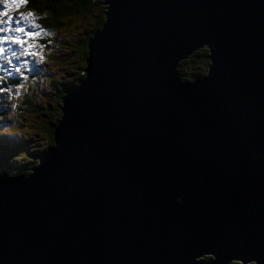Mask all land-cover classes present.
Returning <instances> with one entry per match:
<instances>
[{"label":"water","instance_id":"95a60500","mask_svg":"<svg viewBox=\"0 0 264 264\" xmlns=\"http://www.w3.org/2000/svg\"><path fill=\"white\" fill-rule=\"evenodd\" d=\"M101 1L51 143L0 173V264H264V0Z\"/></svg>","mask_w":264,"mask_h":264},{"label":"trees","instance_id":"16d2710c","mask_svg":"<svg viewBox=\"0 0 264 264\" xmlns=\"http://www.w3.org/2000/svg\"><path fill=\"white\" fill-rule=\"evenodd\" d=\"M12 1L18 3L24 15L32 19L41 31L35 39L28 37L30 33H27L25 43L29 51L36 48L39 51L42 47L43 61L50 65L47 71L52 72L46 79V88L35 81L30 94L22 95L21 102L16 104V108H21L27 118L24 122L28 124L29 134L18 135L7 129L0 131L10 141L9 146L0 147V173H25L36 162V154L52 141V126L60 115L59 105L64 89L84 74L86 44L103 21L104 4L101 0ZM207 53L205 47H200L178 61L180 78L191 79L203 74L208 63ZM38 70L32 60L18 77L0 68V95L9 94L11 87L23 80H19L21 77H29ZM10 101L9 98L6 107H10ZM6 107L0 104V121L14 120L15 115L5 111ZM35 135L40 139L39 146L34 145ZM9 152L12 155L6 159ZM235 264L239 263L235 261Z\"/></svg>","mask_w":264,"mask_h":264},{"label":"rangeland","instance_id":"374dc122","mask_svg":"<svg viewBox=\"0 0 264 264\" xmlns=\"http://www.w3.org/2000/svg\"><path fill=\"white\" fill-rule=\"evenodd\" d=\"M16 5L17 3L14 4L17 9H7L8 12H5L3 11L0 2V64H2L3 68L5 69H12L15 67L16 60L22 62V57L20 56L25 55L27 60L22 58V64H25V62L28 64L32 60L39 68L37 73L34 72L32 75L26 78L21 77L19 80H23L12 86L9 94L5 93L0 95V104L2 107H6L8 99H11L9 103L10 107H6L7 110L5 111H9V113L12 112L11 114L15 115L14 120H9L8 118L6 120L0 121V131L7 129L15 131L18 135H20L28 132V124L24 122L27 120L24 112L21 108H16V104L21 102L20 99L22 98V95L24 96L30 94L34 87L35 81H38L41 87L46 88V79L52 75V72L47 71L50 65L43 61L45 57L42 47H40L39 51L37 48L36 50L34 49L32 51L23 49L22 45L24 40L27 38V33H30L28 37L35 39L40 36L41 31L33 23L32 19H24L26 16L23 13V9H21L20 6L17 7ZM17 29H23V31H18ZM27 64L20 72L15 73L17 77L22 74L24 69L27 67ZM10 94L11 97L9 96ZM33 141L35 146L40 145V139L38 136L35 135L33 137ZM9 143V138L0 133V147H7L10 145ZM1 152L5 153L3 150ZM9 155H12V152L7 153L6 159L10 157Z\"/></svg>","mask_w":264,"mask_h":264},{"label":"clouds","instance_id":"9594fccd","mask_svg":"<svg viewBox=\"0 0 264 264\" xmlns=\"http://www.w3.org/2000/svg\"><path fill=\"white\" fill-rule=\"evenodd\" d=\"M0 2H1V5H2V9L5 12H8L7 9H14V7H15L14 4H16V2L15 1H12V0H0ZM6 3L9 5L8 7H5V4ZM22 47H23V49L29 51L28 48H27V46H26L25 40H24V43H23ZM20 57H22L24 60H27V57L25 55H21ZM22 58H21V60L23 62V59ZM22 62L16 60L15 67L12 68V69L11 68H8V69L3 68L2 64H0V68L1 69H5V70H8V71H11V72H13L15 74V73L20 72L24 68V66L27 64V62H25V64H22ZM3 174L8 175V174H13V173H3Z\"/></svg>","mask_w":264,"mask_h":264},{"label":"flooded vegetation","instance_id":"af4514ba","mask_svg":"<svg viewBox=\"0 0 264 264\" xmlns=\"http://www.w3.org/2000/svg\"><path fill=\"white\" fill-rule=\"evenodd\" d=\"M198 258L201 260H208L211 258V255L209 253H207V254H203V255L199 256ZM238 263L241 264L240 262H238ZM223 264H235V260H229L228 262L223 263ZM244 264H253V262H246Z\"/></svg>","mask_w":264,"mask_h":264},{"label":"snow or ice","instance_id":"6c2138e0","mask_svg":"<svg viewBox=\"0 0 264 264\" xmlns=\"http://www.w3.org/2000/svg\"><path fill=\"white\" fill-rule=\"evenodd\" d=\"M8 6H9V5L6 3V4H5V7H8ZM16 6L19 7L18 4H17ZM29 15H30V14H29ZM26 18H27V17H24V19H26ZM9 19H11V18H9ZM17 30H18V31H23V29H17Z\"/></svg>","mask_w":264,"mask_h":264}]
</instances>
